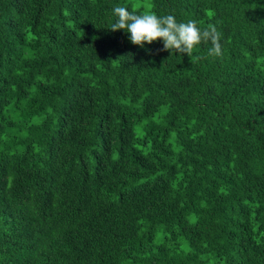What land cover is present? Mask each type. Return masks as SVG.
I'll return each instance as SVG.
<instances>
[{
  "label": "trees",
  "instance_id": "16d2710c",
  "mask_svg": "<svg viewBox=\"0 0 264 264\" xmlns=\"http://www.w3.org/2000/svg\"><path fill=\"white\" fill-rule=\"evenodd\" d=\"M0 264H264V0H0Z\"/></svg>",
  "mask_w": 264,
  "mask_h": 264
},
{
  "label": "clouds",
  "instance_id": "9594fccd",
  "mask_svg": "<svg viewBox=\"0 0 264 264\" xmlns=\"http://www.w3.org/2000/svg\"><path fill=\"white\" fill-rule=\"evenodd\" d=\"M112 12L115 19L108 29L124 30L130 34L129 41L140 48L162 41L163 48L159 51L178 52L191 58L197 45L210 43L208 54L222 56V33L214 24L201 28L196 20L178 22L172 14L161 16L151 10L130 11L127 6H115Z\"/></svg>",
  "mask_w": 264,
  "mask_h": 264
},
{
  "label": "rangeland",
  "instance_id": "374dc122",
  "mask_svg": "<svg viewBox=\"0 0 264 264\" xmlns=\"http://www.w3.org/2000/svg\"><path fill=\"white\" fill-rule=\"evenodd\" d=\"M136 6H140V5H138V4H135Z\"/></svg>",
  "mask_w": 264,
  "mask_h": 264
}]
</instances>
